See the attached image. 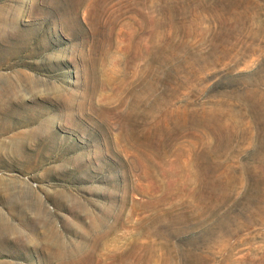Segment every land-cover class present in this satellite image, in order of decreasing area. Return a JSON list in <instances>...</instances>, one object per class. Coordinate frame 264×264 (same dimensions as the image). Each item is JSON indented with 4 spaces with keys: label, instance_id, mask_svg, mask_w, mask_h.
Listing matches in <instances>:
<instances>
[{
    "label": "rangeland",
    "instance_id": "374dc122",
    "mask_svg": "<svg viewBox=\"0 0 264 264\" xmlns=\"http://www.w3.org/2000/svg\"><path fill=\"white\" fill-rule=\"evenodd\" d=\"M0 264H264V0H0Z\"/></svg>",
    "mask_w": 264,
    "mask_h": 264
},
{
    "label": "bare ground",
    "instance_id": "6f19581e",
    "mask_svg": "<svg viewBox=\"0 0 264 264\" xmlns=\"http://www.w3.org/2000/svg\"><path fill=\"white\" fill-rule=\"evenodd\" d=\"M101 229V228H100ZM101 237V236H100Z\"/></svg>",
    "mask_w": 264,
    "mask_h": 264
}]
</instances>
